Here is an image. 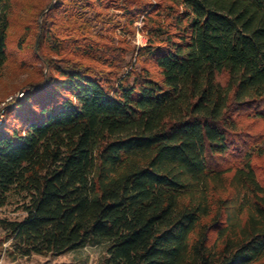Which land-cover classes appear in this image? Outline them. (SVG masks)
I'll return each instance as SVG.
<instances>
[{
  "label": "trees",
  "instance_id": "trees-1",
  "mask_svg": "<svg viewBox=\"0 0 264 264\" xmlns=\"http://www.w3.org/2000/svg\"><path fill=\"white\" fill-rule=\"evenodd\" d=\"M13 1L0 0V69ZM39 12L41 76L0 122V206L26 198L22 218L0 217L14 253L103 244L101 264H264V135L249 126L264 123V0H49ZM138 20L144 45L108 39Z\"/></svg>",
  "mask_w": 264,
  "mask_h": 264
},
{
  "label": "rangeland",
  "instance_id": "rangeland-1",
  "mask_svg": "<svg viewBox=\"0 0 264 264\" xmlns=\"http://www.w3.org/2000/svg\"><path fill=\"white\" fill-rule=\"evenodd\" d=\"M49 0H14V13L12 16L11 26L8 33V51L9 58L7 64L0 69V114L2 120L7 112L6 107L13 100L20 101L28 95V88L26 83L36 80L41 76L42 65L36 58V53L33 49V43L38 34V25L40 23L41 10ZM55 0H52V2ZM107 14H112L111 18L121 22L124 19L119 16L117 8H111ZM94 24V23H93ZM141 26V21H136L133 28L134 32H123L119 27H111L107 34L109 40H113L115 45H119L121 38L128 40L131 47L144 45L147 37L144 33L138 30ZM95 30L104 31L107 27L103 24H94ZM23 39V46L18 49V41ZM69 44V42H66ZM132 56V57H131ZM126 60L131 59L135 62V52L127 53L124 57ZM123 69H129L125 63H122ZM22 96L20 93H22ZM251 120H247L250 122ZM251 130L260 131L264 135V123L260 121H253L250 125ZM264 147V146H263ZM257 171L260 178L264 181V153L255 158ZM25 195L12 192L6 204L0 206V217L12 219H20L25 215L22 205L25 204ZM106 254L103 244L99 245H85L78 249L70 250V252L59 255H38L31 254L27 256L14 253L11 240L4 239V231L0 227V264H101Z\"/></svg>",
  "mask_w": 264,
  "mask_h": 264
},
{
  "label": "built area",
  "instance_id": "built-area-1",
  "mask_svg": "<svg viewBox=\"0 0 264 264\" xmlns=\"http://www.w3.org/2000/svg\"><path fill=\"white\" fill-rule=\"evenodd\" d=\"M23 92L20 93V95L22 96ZM2 121V114H0V122Z\"/></svg>",
  "mask_w": 264,
  "mask_h": 264
}]
</instances>
